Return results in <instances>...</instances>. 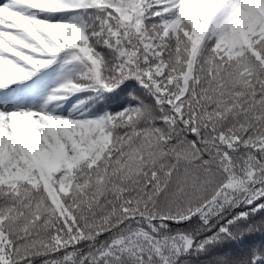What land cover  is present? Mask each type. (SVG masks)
<instances>
[{
	"label": "snow or ice",
	"instance_id": "1",
	"mask_svg": "<svg viewBox=\"0 0 264 264\" xmlns=\"http://www.w3.org/2000/svg\"><path fill=\"white\" fill-rule=\"evenodd\" d=\"M0 264H264V0H0Z\"/></svg>",
	"mask_w": 264,
	"mask_h": 264
},
{
	"label": "trees",
	"instance_id": "2",
	"mask_svg": "<svg viewBox=\"0 0 264 264\" xmlns=\"http://www.w3.org/2000/svg\"><path fill=\"white\" fill-rule=\"evenodd\" d=\"M257 241L259 240V236L256 237Z\"/></svg>",
	"mask_w": 264,
	"mask_h": 264
}]
</instances>
